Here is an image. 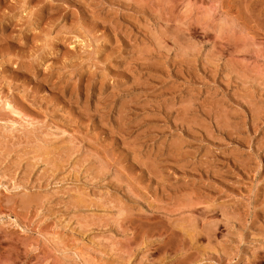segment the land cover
I'll list each match as a JSON object with an SVG mask.
<instances>
[{"label":"rangeland","instance_id":"374dc122","mask_svg":"<svg viewBox=\"0 0 264 264\" xmlns=\"http://www.w3.org/2000/svg\"><path fill=\"white\" fill-rule=\"evenodd\" d=\"M4 1L0 264H264V0Z\"/></svg>","mask_w":264,"mask_h":264},{"label":"bare ground","instance_id":"6f19581e","mask_svg":"<svg viewBox=\"0 0 264 264\" xmlns=\"http://www.w3.org/2000/svg\"><path fill=\"white\" fill-rule=\"evenodd\" d=\"M3 2H5L4 0H3ZM7 2V1H6ZM16 3H18L17 2V0L15 1ZM15 2H13V3H11V4H9L8 5V3H7V5L9 6H5V7H7L8 9V11H10V10H12L11 8H16L17 7V5H14L15 4ZM22 3V2H21ZM24 3V2H23ZM25 4V3H24ZM35 4V3H34ZM81 4V3H80ZM87 4V3H86ZM5 5V4H4ZM18 5H19V3H18ZM27 4H25V6H26ZM50 5V4H49ZM21 6V5H20ZM24 6V5H23ZM24 6V7H25ZM30 6V5H29ZM4 7V6H3ZM22 7V6H21ZM65 7V6H64ZM81 7V6H80ZM87 7V6H86ZM90 7V6H89ZM30 8V7H29ZM6 9V8H5ZM10 9V10H9ZM21 9V8H20ZM24 10H26L27 9V6H26V9L25 8H23ZM22 9V10H23ZM43 9V8H42ZM84 9V8H83ZM16 11H18V10H16ZM29 11V10H28ZM11 12V11H10ZM15 12V11H14ZM26 12V11H25ZM36 12V11H35ZM45 12V11H44ZM87 12V11H86ZM89 12V11H88ZM4 13V12H3ZM24 13V12H23ZM84 13V12H83ZM92 13V12H91ZM5 15H6V13H4ZM5 15H2L3 17L5 16ZM28 15H29V13H28ZM28 15H27V18H28ZM19 16V15H18ZM18 16H17V19H18ZM87 16V15H86ZM1 17V16H0ZM9 17V20H8V24H5L4 25V29L5 28H9V27H11L13 24H14V16L12 15V16H8ZM25 17V16H24ZM20 18V17H19ZM40 17H38V18H36V21L39 19ZM43 18V17H42ZM51 18H53V17H51ZM73 18V17H72ZM122 18V17H121ZM24 21H25V19L24 18H22ZM35 19V18H34ZM54 20V19H53ZM53 20H51V21H53ZM27 22V21H26ZM29 22V24H30V22L31 21H28ZM46 22V21H45ZM55 22V21H54ZM37 23V22H36ZM44 23V22H43ZM47 23V22H46ZM45 23V24H46ZM71 23V22H70ZM69 23V24H70ZM4 24V23H3ZM2 24V25H3ZM20 24H25L23 21H22V23L20 22ZM39 24V23H38ZM37 24V25H38ZM42 24V23H41ZM48 24V23H47ZM96 24V23H95ZM86 25H88V24H86ZM100 25V24H99ZM15 26H16V24H15ZM40 26V25H39ZM98 26V25H97ZM14 27V26H13ZM16 27H18V26H16ZM45 26H43V29L40 31V33H33V32H31V30H29L28 32H25L24 33V35H23V37H22V39L24 40V43H16V47L14 46V48L16 49V48H20L21 46H24V45H29V44H31V46L30 47H32V48H39V47H42L41 49H43L44 51H42V53L43 52H46L45 50V47L46 46H48V44H47V36H48V33H49V29H46L45 30V28H44ZM66 27H67V25H66ZM19 28V27H18ZM22 28V27H21ZM29 28H30V26H29ZM48 28V27H47ZM67 28H70V27H67ZM11 29V28H10ZM26 29V28H25ZM32 29V28H31ZM39 29H40V27H39ZM99 29V28H98ZM97 29V30H98ZM21 30V29H20ZM96 30V31H97ZM13 31H15V30H13ZM46 31V32H45ZM111 31V30H110ZM7 32V31H6ZM92 33V32H91ZM1 34V33H0ZM8 34H10V33H8ZM18 34H19V32H18ZM127 34V33H126ZM6 36H8V35H6ZM20 36V35H19ZM57 36H58V34H57ZM78 36V35H77ZM80 36V35H79ZM124 36V35H123ZM2 37V35L0 36V38ZM49 37V36H48ZM52 37H53V35H52ZM90 37H92V36H90ZM3 38V37H2ZM2 38H1V40H2ZM8 38H10V37H8ZM7 38V39H8ZM51 37H49V39H50ZM85 38H86V36H85ZM6 39V41H8ZM13 39V38H12ZM54 39V38H53ZM122 39V38H121ZM0 40V41H1ZM14 40V39H13ZM18 40V39H17ZM50 40H52V38L50 39ZM49 40V41H50ZM81 40V39H80ZM84 40H86V39H84ZM12 41V40H11ZM53 41V40H52ZM57 41V40H56ZM74 41V40H73ZM82 42H83V39L81 40ZM92 41H93V39H92ZM18 42V41H17ZM39 42L41 43V44H39ZM51 42V41H50ZM72 42V41H71ZM3 43H5L4 41H3ZM8 43V42H7ZM7 43H5L6 45H7ZM9 43H10V41H9ZM49 43V42H48ZM53 43V42H52ZM55 43V42H54ZM79 43H80V41H79ZM78 43V44H79ZM18 44V45H17ZM35 44H37V45H35ZM58 44H59V42H58ZM78 44H77V46H78ZM11 45V44H10ZM41 45V46H40ZM84 45V44H83ZM89 45V44H88ZM18 46H20V47H18ZM54 46V45H53ZM90 46V45H89ZM29 46H28V49L30 48ZM60 47H62V45L60 46ZM8 48V47H7ZM13 48V49H14ZM23 48V47H22ZM27 48V47H26ZM31 48V49H32ZM52 48V47H51ZM24 49V48H23ZM31 49L29 50V51H31ZM40 49V48H39ZM49 49V48H48ZM48 49H47V51H48ZM6 51L8 50V49H5ZM19 50V49H18ZM50 50H52V49H50ZM29 51H27L28 53H29ZM36 51V50H35ZM40 51V50H39ZM67 51V50H66ZM16 52H18V51H16ZM21 52H23L24 53V51H21ZM26 51H25V53H27ZM31 52H33V51H31ZM29 53V57H30V55L32 54V53ZM52 51H50V53H51ZM2 53V52H1ZM6 53H8V52H6ZM5 53V54H6ZM20 53V52H19ZM19 53H18V55H19ZM42 53H40V54H42ZM13 54V53H12ZM44 54V53H43ZM48 54V53H47ZM111 54V53H110ZM1 55V54H0ZM21 55H24V54H22L21 53ZM28 54H26L25 56H27ZM35 55V54H34ZM38 55V54H37ZM65 55H67V54H65ZM109 55V54H108ZM42 56V55H41ZM41 56H39V57H41ZM48 56V55H47ZM68 56V55H67ZM23 58V57H22ZM9 59V58H8ZM15 59V58H14ZM18 59V58H17ZM20 59H21V56H20ZM33 59V58H32ZM37 59V58H36ZM46 59H47V57H46ZM39 61V60H38ZM41 61H44V59L43 60H41ZM15 62V61H14ZM20 62V61H19ZM35 62V61H34ZM52 63V62H51ZM65 63V62H64ZM69 63V62H68ZM30 64V63H29ZM38 64H40V61H39V63ZM49 64V63H48ZM25 65V64H24ZM54 66V65H53ZM22 67V66H21ZM43 67V66H42ZM6 68V67H5ZM47 68H51V67H47ZM4 69V68H3ZM7 69V68H6ZM9 69H10V67H9ZM5 70V69H4ZM22 70V69H21ZM46 70V69H45ZM17 71H19V70H17ZM28 71V70H27ZM48 71H49V69H48ZM16 74H17V72H15ZM26 73V72H25ZM45 73V72H44ZM43 73V74H44ZM43 77H44V75H43ZM15 83V82H14ZM35 84V83H34ZM36 85H39V84H36ZM41 85V84H40ZM44 85V84H43ZM14 86V85H13ZM34 86V85H33Z\"/></svg>","mask_w":264,"mask_h":264}]
</instances>
